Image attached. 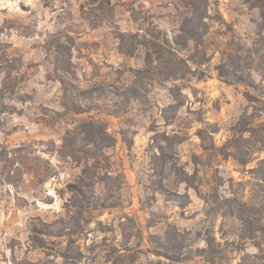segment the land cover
Returning a JSON list of instances; mask_svg holds the SVG:
<instances>
[{"label":"rangeland","instance_id":"obj_1","mask_svg":"<svg viewBox=\"0 0 264 264\" xmlns=\"http://www.w3.org/2000/svg\"><path fill=\"white\" fill-rule=\"evenodd\" d=\"M153 27L186 77L137 82ZM85 121L113 196L81 207ZM0 264H264V0H0Z\"/></svg>","mask_w":264,"mask_h":264},{"label":"trees","instance_id":"obj_2","mask_svg":"<svg viewBox=\"0 0 264 264\" xmlns=\"http://www.w3.org/2000/svg\"><path fill=\"white\" fill-rule=\"evenodd\" d=\"M110 5V1H107ZM204 22V21H203ZM206 24V22H204ZM187 30L185 27L180 28V32L177 33L173 40H171L167 34L162 33L161 29L157 27L147 28L143 30V33H121L120 48L124 52L134 53L139 46H143L146 49L145 52V65L143 68L136 69L137 82L146 78L152 69L157 67L163 69H169V76L172 78H183L187 76V73L191 71L188 64L189 58H186L180 54L181 50H185L189 47V41L192 40L199 47V41L197 37L193 35H186ZM205 59L200 60L198 63H203ZM221 69V66H220ZM223 72V70H222ZM132 97L140 98L142 95L137 86L130 88ZM92 126L93 135L88 137L81 135L80 142L82 147H78L76 140L72 141V157L82 163V174L76 182L68 183V190L72 193L70 201H81L79 204L82 207L84 203L90 201H108L112 198V192L108 193L106 198L102 199L96 197L94 193L95 184H97L96 168L99 167V161L105 155H101L98 150H102L104 147H110L114 145L115 138L108 133L107 127L103 123L85 121L81 123L80 128ZM83 134L82 131L78 132ZM100 136V137H99ZM94 144L93 147L90 145ZM89 144V145H88ZM93 152V153H92ZM82 154V155H80ZM102 180H104L102 178ZM162 184V183H161ZM108 191L110 187L108 186Z\"/></svg>","mask_w":264,"mask_h":264}]
</instances>
